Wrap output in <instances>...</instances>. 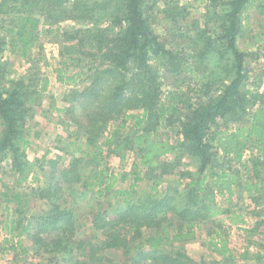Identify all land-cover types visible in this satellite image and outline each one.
<instances>
[{
  "label": "trees",
  "instance_id": "16d2710c",
  "mask_svg": "<svg viewBox=\"0 0 264 264\" xmlns=\"http://www.w3.org/2000/svg\"><path fill=\"white\" fill-rule=\"evenodd\" d=\"M161 1L171 36L182 40L153 29L151 0H0V164L9 160L20 189H0L11 237L0 253L19 261L32 251L39 264H264V244L236 251L229 225L247 222L239 204L250 200L260 219L242 228L264 237V71L251 77V54L238 41L253 0H208L191 22L186 4ZM68 21L77 26L62 28ZM42 31L60 47L68 136L57 147L66 157L31 160V125L50 79L39 71L9 78L3 53L37 65ZM168 75L176 85L165 89ZM129 153L133 182L114 192L111 160ZM143 181L151 190L137 196ZM197 238L211 261L175 249Z\"/></svg>",
  "mask_w": 264,
  "mask_h": 264
},
{
  "label": "rangeland",
  "instance_id": "374dc122",
  "mask_svg": "<svg viewBox=\"0 0 264 264\" xmlns=\"http://www.w3.org/2000/svg\"><path fill=\"white\" fill-rule=\"evenodd\" d=\"M180 1L181 3L187 5L190 12V18L187 20V22H191L193 19H199L201 15L205 13L209 3L208 0ZM152 2L153 0H151L147 6V11L151 15V20L154 19L152 26L160 38L167 39L169 42L173 39H178V37L181 39L179 34L176 37L171 36V23L160 13V8L162 7L160 5L163 4V1H159V6L150 8ZM201 22H203V19H201ZM75 26H77L75 22L68 21L62 25V28H72ZM41 28H43V26H41ZM238 41L240 48L251 54V58H248V69L251 73V77H254L258 73L264 71V0H253L252 7L242 14L241 32ZM38 44L39 45H37V47L33 50V54L37 57H40L41 61L35 66V62L28 61L25 58L13 55L9 47H7L3 53V59L8 62L7 75L9 78H20L39 71L42 76L45 75L50 79L49 89L42 95L40 105L35 108V121L31 125V134L29 137L31 144L27 150L28 156L31 160L42 157L47 151L50 152L49 157L64 155V153L57 147L63 145V141L59 140L60 137H63L62 140H64L68 136L66 130L67 126L60 122V118L63 116V113L59 112L58 110L68 105L64 97L69 90V87L62 85L57 81L56 69L60 61V47L59 44L54 41L51 35H47L43 31L41 32V38ZM177 45L178 44L175 46ZM175 85L176 77L168 75L164 78L165 89L171 88ZM251 87L255 88L256 86L254 85ZM261 90H264V86H261ZM73 128V126H70V129ZM64 157H66V155H64ZM172 157L173 155H167L164 157V159H171ZM133 160L134 156L132 153L128 154V157L125 161L118 157L112 158V171L118 175L117 182L114 186V192L118 189L121 191L130 189L133 178L132 175H128V173L131 172ZM184 161L186 164H188H185V166L194 168V165L191 166L192 162L188 157H186ZM3 184L7 185L11 190H20L18 187H15L16 177L11 170L9 160L0 164V189L3 187ZM28 184L29 182H27L25 188H27ZM164 187L165 183L161 185L160 189L163 190ZM150 190L151 183L143 181L137 188V196L148 193ZM112 195H114V193H112ZM134 197H136V195H134ZM218 198L220 201L223 200L221 197ZM239 206H246V209L250 212L253 211L254 208L251 201L247 199L246 204L240 203ZM3 208L0 211V243L4 242L7 237H10V233H7L3 228V219L5 218V210ZM85 211L88 212L89 210L86 208ZM250 212L244 217L247 222L245 224H240L241 226L230 224L227 220V223H229L231 226L230 240L232 247H234L238 252L247 249L249 240L254 242L252 247H250V250L254 253L261 249L260 247L264 244L263 236L245 233L244 229L242 228L252 227L256 220L258 221L260 219L255 217ZM88 227V224L85 225L82 223L78 229L79 234L84 236L87 235L89 233ZM201 232L204 233L205 230L202 229ZM22 240L25 244H29L26 237H23ZM180 246H183L188 255L193 257L195 261L204 260L208 262L212 259L210 253H208L206 248L201 245V242L198 238L185 243H177L175 249H179ZM109 255L116 258L119 262L124 260L123 253L110 252ZM39 261H42V258L40 259L39 257L35 256L32 251H30L28 255L23 256V258H21L19 261L14 260L13 253L10 251L0 253V264H39ZM229 264H253V262L251 260H248L247 262L245 260H239Z\"/></svg>",
  "mask_w": 264,
  "mask_h": 264
}]
</instances>
